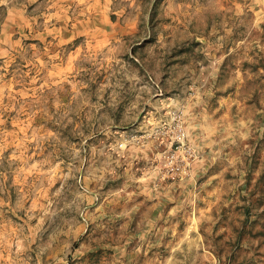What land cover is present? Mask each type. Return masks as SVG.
I'll list each match as a JSON object with an SVG mask.
<instances>
[{"label":"rangeland","instance_id":"obj_1","mask_svg":"<svg viewBox=\"0 0 264 264\" xmlns=\"http://www.w3.org/2000/svg\"><path fill=\"white\" fill-rule=\"evenodd\" d=\"M0 264H264V0H0Z\"/></svg>","mask_w":264,"mask_h":264}]
</instances>
